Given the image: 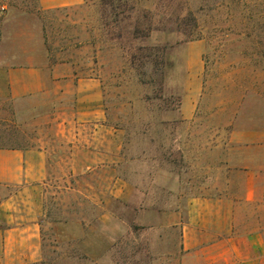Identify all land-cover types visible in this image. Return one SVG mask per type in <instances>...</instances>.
<instances>
[{"label":"rangeland","instance_id":"1","mask_svg":"<svg viewBox=\"0 0 264 264\" xmlns=\"http://www.w3.org/2000/svg\"><path fill=\"white\" fill-rule=\"evenodd\" d=\"M27 53L46 89L14 98L0 73V148L47 152L25 193L44 249L32 264H208L175 223L203 195L251 191L238 226L264 232V0H0L1 58ZM79 78L102 85L112 159L95 168ZM228 165H250L253 186L240 171L229 186Z\"/></svg>","mask_w":264,"mask_h":264},{"label":"crops","instance_id":"2","mask_svg":"<svg viewBox=\"0 0 264 264\" xmlns=\"http://www.w3.org/2000/svg\"><path fill=\"white\" fill-rule=\"evenodd\" d=\"M81 0H39L42 8L50 9L80 3ZM20 59L19 62L8 59ZM34 55L27 53L0 56V73L4 76L12 97L22 98L38 94L46 89L45 68L33 63ZM61 65V64H60ZM64 64L55 68L59 71ZM68 75V74H67ZM65 75V76H67ZM56 77H60L56 73ZM77 89L88 95L90 112L88 121L94 124L90 138L89 153L94 156L90 167L103 166L109 158L106 144L109 141L107 117L103 109L102 85L94 78H79ZM116 163L121 159V148L116 150ZM228 183L237 171L243 173L242 185L253 186L250 165H228ZM48 177V157L43 149L0 148V187L19 188L0 200V263L32 264L44 259L40 217L27 209L25 193L28 188L44 182ZM176 177V176H174ZM180 181L179 178H174ZM22 188V189H21ZM244 198L236 194L203 195L190 200V209L183 224L184 250L202 253L208 264H264V232H252L239 227L238 216L242 202L252 201L251 191ZM174 215H177L175 213ZM241 217V216H240ZM189 237V238H188ZM226 238L227 242H225ZM189 239V241H188Z\"/></svg>","mask_w":264,"mask_h":264},{"label":"trees","instance_id":"3","mask_svg":"<svg viewBox=\"0 0 264 264\" xmlns=\"http://www.w3.org/2000/svg\"><path fill=\"white\" fill-rule=\"evenodd\" d=\"M149 28H150V26H149ZM11 148H16V147H11Z\"/></svg>","mask_w":264,"mask_h":264}]
</instances>
